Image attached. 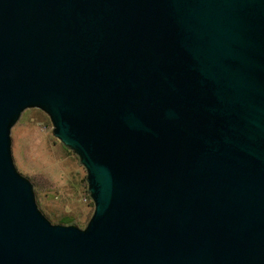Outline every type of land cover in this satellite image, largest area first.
Segmentation results:
<instances>
[{"label": "water", "instance_id": "water-1", "mask_svg": "<svg viewBox=\"0 0 264 264\" xmlns=\"http://www.w3.org/2000/svg\"><path fill=\"white\" fill-rule=\"evenodd\" d=\"M31 108L84 227L15 165ZM0 264H264V0H0Z\"/></svg>", "mask_w": 264, "mask_h": 264}, {"label": "rangeland", "instance_id": "rangeland-1", "mask_svg": "<svg viewBox=\"0 0 264 264\" xmlns=\"http://www.w3.org/2000/svg\"><path fill=\"white\" fill-rule=\"evenodd\" d=\"M51 129L43 111L25 110L11 130L15 165L33 182L38 203L52 221L67 217L84 227L94 209L87 194L86 171Z\"/></svg>", "mask_w": 264, "mask_h": 264}, {"label": "trees", "instance_id": "trees-1", "mask_svg": "<svg viewBox=\"0 0 264 264\" xmlns=\"http://www.w3.org/2000/svg\"><path fill=\"white\" fill-rule=\"evenodd\" d=\"M37 192H38V190H37ZM57 222L69 224L70 222H74V221H72L70 218L62 217V218L58 219Z\"/></svg>", "mask_w": 264, "mask_h": 264}]
</instances>
